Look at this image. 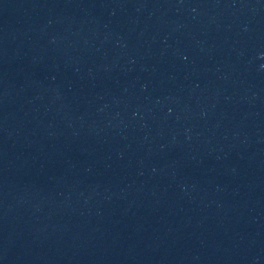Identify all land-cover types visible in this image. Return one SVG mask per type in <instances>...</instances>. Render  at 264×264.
Instances as JSON below:
<instances>
[{
  "label": "water",
  "instance_id": "95a60500",
  "mask_svg": "<svg viewBox=\"0 0 264 264\" xmlns=\"http://www.w3.org/2000/svg\"><path fill=\"white\" fill-rule=\"evenodd\" d=\"M0 264H264V0H0Z\"/></svg>",
  "mask_w": 264,
  "mask_h": 264
}]
</instances>
